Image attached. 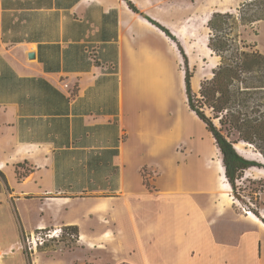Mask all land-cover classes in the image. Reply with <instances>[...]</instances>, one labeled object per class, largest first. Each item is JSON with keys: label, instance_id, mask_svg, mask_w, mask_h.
Segmentation results:
<instances>
[{"label": "crops", "instance_id": "0c3cea01", "mask_svg": "<svg viewBox=\"0 0 264 264\" xmlns=\"http://www.w3.org/2000/svg\"><path fill=\"white\" fill-rule=\"evenodd\" d=\"M128 1L139 13L123 0H0V200L22 237L77 228L75 252L60 264L95 262L100 251L139 264H255L253 231L208 220L214 189L197 171L209 153L183 121L196 153L175 167L178 45L188 58L178 35L201 23L210 31L213 13H233L230 2ZM239 27L261 32L264 20ZM181 79L184 89V71ZM15 233L0 228V249L19 243Z\"/></svg>", "mask_w": 264, "mask_h": 264}, {"label": "rangeland", "instance_id": "374dc122", "mask_svg": "<svg viewBox=\"0 0 264 264\" xmlns=\"http://www.w3.org/2000/svg\"><path fill=\"white\" fill-rule=\"evenodd\" d=\"M224 1L230 2V7L233 10L232 14L236 16L238 15V9H240L242 4L244 3L254 4L251 9H249L252 11L249 12L248 16H252L253 14L261 15L260 4L264 3V0ZM201 16V14H197V20H199ZM208 19L209 17L206 18V21H208ZM203 26V23H201L200 25L188 27V30L192 32V37L182 36L181 34L178 35L179 42L183 45V47L185 48V52L188 55L190 68L194 72L192 78L194 91H197L199 89V84L202 80L210 78L212 76V70L219 62V58L207 49V37L210 31L207 28L203 30ZM245 30L248 31L247 29ZM238 32H240V34H238ZM203 34H206L207 37ZM235 35H238V37L241 36V40L243 41H246L244 37L246 38L248 36H251L250 40H255L259 44L257 50L264 53L263 30H261V32L253 31L243 33V28L239 27L237 28ZM251 45L252 43H250V46ZM183 71V60L176 61L174 77L176 118L175 167L177 169L188 165V163H193V160L195 158L194 153H196V148H192L191 146L188 147V144L186 143L187 139L183 133V130L178 127L179 122L183 121L186 130L194 133L196 141L199 142L200 147L198 149L200 155H204V153L207 155L209 153V156L206 159V164H203V160L202 163L198 166V168H200V171H197L198 181L202 180V183H204L207 178L206 182L208 184L211 183L214 189L213 195L211 197L214 206H211V201H207L208 220H212L214 218L218 222L219 219L217 216L222 215L223 217H228V220L223 219L225 220V223L221 224V229L225 230L229 228L230 225H238V229L240 232L246 233L248 231H253V234L256 237V243L254 245L253 253L254 263L264 264V169L256 167L248 169L244 173L243 178L236 182V197L234 196V193L230 186L228 185L229 188L225 186V182L221 180L220 175L217 173L215 168V165L219 161H221V154L220 152H218L219 150L217 149L213 138L207 132H205V129L198 128L200 126L199 124L203 126L202 122L196 119L194 114H192L187 107L182 79L180 86L181 72ZM240 147L243 155L246 156V158H244L240 155L242 158L264 165V161L261 155L253 146L241 144ZM210 154L212 155L213 159L211 158ZM209 162H212L211 165L215 173L218 175L220 188H218L214 180H209L211 175H213L212 169L208 168V165H210ZM145 185L148 189H150L151 185L149 178H146ZM4 196L5 197H3V199H6V194H4ZM3 202L4 201L0 200V228L4 230V232H6L7 230L10 231L13 228L15 232H17L15 233L17 236L14 238V243H17L22 240V236H20L19 233L18 222L16 219H12V208L8 207L7 204ZM245 212H250L253 217L247 215V213ZM218 224L219 223H217L216 225ZM75 245L76 239L73 240L65 237L61 242L49 241L45 243L43 247L38 248L32 255H28L20 251L12 252V255L7 257V260H9V264H60V261L64 259L66 255L75 252ZM239 253L243 254L242 256H246L245 252L239 251ZM71 255H73V253ZM92 257H94L93 259L95 262L81 261L79 264H126L121 262L124 261V259H128V257L131 261L130 263L132 264H139L141 262L140 258L137 256H128L123 253L115 252H95ZM148 263L151 264V261L148 260Z\"/></svg>", "mask_w": 264, "mask_h": 264}, {"label": "trees", "instance_id": "16d2710c", "mask_svg": "<svg viewBox=\"0 0 264 264\" xmlns=\"http://www.w3.org/2000/svg\"><path fill=\"white\" fill-rule=\"evenodd\" d=\"M123 1L133 12L139 13L131 2ZM253 5L242 4L237 16L229 13L212 14L208 22L210 36L207 46L219 58V62L212 70V76L200 82L197 91L192 87L194 72L178 45L184 62L187 107L213 138L221 154L226 182L235 197L236 182L243 178L248 169H264L263 164L242 158L235 149V145L253 146L264 161V54L235 35L240 25L264 20V3L260 4L261 15L248 16ZM148 20L177 42L168 30ZM21 167L22 165L16 167L18 177L21 176L18 172ZM0 179L5 181L1 173ZM64 230L78 239L76 227H65Z\"/></svg>", "mask_w": 264, "mask_h": 264}, {"label": "built area", "instance_id": "2783aa9c", "mask_svg": "<svg viewBox=\"0 0 264 264\" xmlns=\"http://www.w3.org/2000/svg\"><path fill=\"white\" fill-rule=\"evenodd\" d=\"M65 237L73 240L76 239L75 235L61 227L53 229H40L35 233L23 235L22 240L15 246L5 250L0 249V258L8 256L15 251H21L28 255H32L38 248L43 247L45 243L49 241L61 242Z\"/></svg>", "mask_w": 264, "mask_h": 264}, {"label": "bare ground", "instance_id": "6f19581e", "mask_svg": "<svg viewBox=\"0 0 264 264\" xmlns=\"http://www.w3.org/2000/svg\"><path fill=\"white\" fill-rule=\"evenodd\" d=\"M181 35L182 36H186V37H192V32L187 29H183L181 30ZM192 113V112H191ZM193 114V113H192ZM195 116V115H194ZM196 119H198L196 116H195ZM199 120V119H198ZM200 121V120H199ZM201 122V121H200ZM203 124V123H202ZM235 149L237 151V153L239 155H241L242 157L246 158V156L243 155L242 153V150H241V147L240 145H235ZM215 165V164H214ZM215 168H216V171L217 173L220 175V178L221 180H223V182H225V186L227 188H229L228 184L226 183V180H225V177H224V168H223V165L221 163V161H219L216 165H215ZM219 179V178H218ZM222 185V184H221ZM247 215L249 216H252L250 212L247 213ZM253 217V216H252Z\"/></svg>", "mask_w": 264, "mask_h": 264}, {"label": "water", "instance_id": "95a60500", "mask_svg": "<svg viewBox=\"0 0 264 264\" xmlns=\"http://www.w3.org/2000/svg\"><path fill=\"white\" fill-rule=\"evenodd\" d=\"M29 57H33V55L31 54Z\"/></svg>", "mask_w": 264, "mask_h": 264}]
</instances>
